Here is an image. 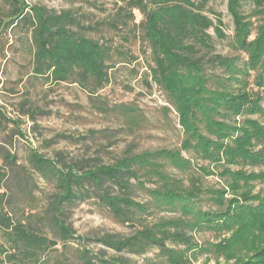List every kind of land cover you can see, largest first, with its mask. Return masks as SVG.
Segmentation results:
<instances>
[{
  "label": "trees",
  "instance_id": "16d2710c",
  "mask_svg": "<svg viewBox=\"0 0 264 264\" xmlns=\"http://www.w3.org/2000/svg\"><path fill=\"white\" fill-rule=\"evenodd\" d=\"M114 1L126 18L134 10L143 17L135 26L151 50L148 74L175 112L179 146L107 164L31 147L22 159L20 121L0 105V264H194L201 254L215 264H264V120L249 118H264V0H251L247 15L240 10L246 0H227L241 62L214 53L209 30L219 40L226 35L221 14L205 11L208 0ZM81 28L69 11L0 0V38L8 30L23 34L32 79L74 83L92 95L109 82L113 51ZM95 134L55 138L93 141ZM217 171L223 187L207 186L204 176ZM37 180L50 188L46 205H38ZM255 183L263 188L254 192ZM91 197L131 232L77 235L67 209ZM203 231L217 240L198 243L194 233Z\"/></svg>",
  "mask_w": 264,
  "mask_h": 264
},
{
  "label": "rangeland",
  "instance_id": "374dc122",
  "mask_svg": "<svg viewBox=\"0 0 264 264\" xmlns=\"http://www.w3.org/2000/svg\"><path fill=\"white\" fill-rule=\"evenodd\" d=\"M26 1L31 5L45 6L56 13L69 11L83 27L75 30L82 36L111 47L113 57L110 63L112 68L108 71L109 82L90 95L74 83H46L43 79H32L29 55L22 43L23 34L17 30L3 33L0 38V105L10 116L20 121L25 134L24 139L15 143L20 158L24 159L31 147L46 157L62 151L69 158H89L107 164L130 153L179 146L182 136L175 112L167 96L148 74V65L152 62L151 50L135 26L143 19L137 10L132 11L133 20H130V17L126 18L124 10H119L122 4L114 0ZM226 3L227 0H208L205 7V11L221 14L226 35L225 39L219 40L213 30H209L214 53L237 56L240 62L245 61L244 54L232 49L233 23L227 13ZM240 10L245 15L249 14L252 10L251 0L243 2ZM205 14L213 17L208 12ZM252 77L253 73H250L248 82H251ZM121 107H130L133 111L127 114ZM165 108H169V112ZM249 118L264 120L258 115ZM90 131L96 132L93 141L71 142L55 138L58 134L86 136ZM198 165L205 166L206 163L198 162ZM203 181L210 187H223L225 183L218 171L204 176ZM37 185L39 190L34 193L38 205H46L50 188L43 180H37ZM254 185V192L263 188V184ZM159 216L169 217L170 214L161 213ZM66 222L75 229L77 235L85 237L103 233L124 236L131 232L116 223L94 197L70 206ZM194 238L201 244L217 240L208 231L196 232ZM88 248L96 251L100 247L91 243ZM153 256L154 252L147 255L149 258ZM135 260L141 262L142 259ZM194 264H215V260L210 255L201 254Z\"/></svg>",
  "mask_w": 264,
  "mask_h": 264
}]
</instances>
